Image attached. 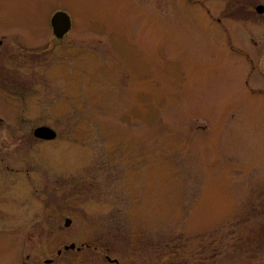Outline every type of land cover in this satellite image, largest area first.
I'll return each instance as SVG.
<instances>
[{"label": "rangeland", "instance_id": "rangeland-1", "mask_svg": "<svg viewBox=\"0 0 264 264\" xmlns=\"http://www.w3.org/2000/svg\"><path fill=\"white\" fill-rule=\"evenodd\" d=\"M258 5L0 0V264H264Z\"/></svg>", "mask_w": 264, "mask_h": 264}, {"label": "water", "instance_id": "water-1", "mask_svg": "<svg viewBox=\"0 0 264 264\" xmlns=\"http://www.w3.org/2000/svg\"><path fill=\"white\" fill-rule=\"evenodd\" d=\"M256 12L258 14H262L264 12V7L261 5H258L256 7ZM50 26L52 30V34L55 39L59 40L62 39L65 34H67L71 28V22L68 17V15L64 12H55L53 16L50 19ZM34 136L39 139H45V140H52L56 136V132L48 127H38L34 131ZM71 221L70 219H65L64 226L68 227L70 225ZM75 245L70 244L68 247H65V249H74ZM113 262L116 260H110Z\"/></svg>", "mask_w": 264, "mask_h": 264}, {"label": "flooded vegetation", "instance_id": "flooded-vegetation-1", "mask_svg": "<svg viewBox=\"0 0 264 264\" xmlns=\"http://www.w3.org/2000/svg\"><path fill=\"white\" fill-rule=\"evenodd\" d=\"M257 7V6H256ZM256 7H255V11H256ZM257 13V12H256ZM264 13V12H263ZM262 13V14H263ZM258 14V13H257ZM71 29V28H70ZM53 35V34H52ZM66 36V34L63 36V38ZM62 38V39H63ZM61 39V40H62ZM57 40V39H56ZM60 40V39H59ZM38 128V127H37ZM35 131V130H34ZM34 131H33V136H34ZM41 140H44V139H41ZM73 244V243H72ZM86 248H88V245H85V244H82L79 248H74V249H76V251H80V250H82V249H86ZM72 250V249H71ZM60 252H58V254H59ZM106 260L109 262V263H111V264H121L117 259H113V260H116V261H113V262H111V261H109L107 258H106ZM47 261V260H46ZM46 261H45V264H46ZM51 263V262H50ZM49 262H47V264H50Z\"/></svg>", "mask_w": 264, "mask_h": 264}]
</instances>
